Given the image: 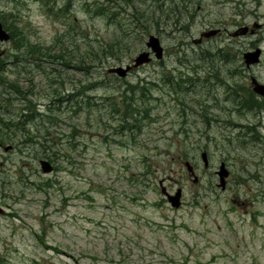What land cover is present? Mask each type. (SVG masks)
Here are the masks:
<instances>
[{
	"label": "rangeland",
	"instance_id": "374dc122",
	"mask_svg": "<svg viewBox=\"0 0 264 264\" xmlns=\"http://www.w3.org/2000/svg\"><path fill=\"white\" fill-rule=\"evenodd\" d=\"M92 1L0 0V22L18 26L53 57L12 65L13 42L0 44L7 63L0 123L19 122L28 100L39 114L1 130L0 264H264V110L238 112L220 81L232 65L213 62L217 80L200 60L231 43L242 52L240 81L264 84V0H129L131 7L119 0V18L135 32L129 37L88 14ZM245 26L254 33L232 37ZM71 28L86 35L71 38ZM151 35L164 58L113 79L108 70L133 65ZM112 43L118 56L100 62ZM258 48L261 62L248 69L244 55ZM167 78L196 83L175 92ZM126 82L153 96L151 120L135 137L118 131ZM42 160L52 173L42 171ZM178 190L173 207L169 196Z\"/></svg>",
	"mask_w": 264,
	"mask_h": 264
},
{
	"label": "trees",
	"instance_id": "16d2710c",
	"mask_svg": "<svg viewBox=\"0 0 264 264\" xmlns=\"http://www.w3.org/2000/svg\"><path fill=\"white\" fill-rule=\"evenodd\" d=\"M119 0H93L92 3H88V14L99 16V17H105L107 21L115 25L116 28L120 29L122 32L123 37L130 36L131 33H135L133 29H127L124 28V23L122 22L121 18H119L120 13L118 12V9L120 7L121 2H118ZM125 3H123L126 6L131 7V4L129 0H124ZM117 7V8H116ZM163 5L159 4L157 10L155 12H158L160 14V11L163 13L162 9ZM52 13H54L53 10ZM60 13H54L55 16H62L63 11H65V8L60 10ZM172 13H175L172 11ZM170 13L167 12V15H165L167 18L170 17ZM136 14H133V18H137L135 16ZM13 16V15H12ZM144 17V14L141 15ZM192 16V15H191ZM15 17V16H14ZM1 19V18H0ZM148 21V18H147ZM1 22L4 25V28L10 33L11 41L13 42L15 46L16 54H13L12 56V65H19L24 62L31 63V61H36V64L39 65L38 62L46 61L47 59H52L53 57L49 56L47 51L49 48L40 46V45H33L26 40V34L16 25H7L5 21L1 20ZM72 27V26H71ZM187 29V27L185 28ZM74 33V36L83 37L86 34L81 32L80 30H76L75 28L70 29V35L71 38H74L72 36ZM76 34V35H75ZM233 37V36H232ZM75 39V38H74ZM224 47H218L216 50L212 52V50H207L205 52H202L200 54V60H204L206 63L209 64V67H211V71L208 74H211L215 79L220 80V70L215 69L213 62L220 63L222 67H226L227 64H231L232 67L228 68L224 74L225 79L223 78L220 81H223V85L227 86L228 88V99L234 103V105L237 107V111L240 112L241 110L246 111L248 113L251 112H262L264 110V99L259 97L255 94V92L252 89L251 84L245 85L240 81L239 78H241L243 71V68L241 69L238 67H235V62H239L241 60L242 52L238 51L237 54L233 52L231 43H224ZM117 43L109 44L102 49V54L104 58L99 59L100 62L106 61L107 59H113L118 56L119 50L117 48ZM252 45H255L252 43ZM92 52V51H91ZM88 56L91 55V53H87ZM86 55V56H87ZM92 55H94V58L97 57L96 54L92 52ZM25 56V57H22ZM7 65V63L1 58L0 60V73L6 71V68H4ZM113 79L119 81V79L116 75L110 74ZM123 81V80H121ZM200 81V80H199ZM183 83L190 85H193L196 83L192 78H188L186 81H182V79L176 80L174 78H167L165 81V84H168L172 87L175 92L184 91L185 88H183ZM127 86L125 90L122 92V105L121 104L117 110V113L119 115V127L118 131L119 133L125 132L126 134H131L135 137L137 133H141L143 129V124L147 120H151V112H152V103L150 100L153 98L150 89H148L145 86H140L139 84L132 85L129 82H126ZM12 88H15L17 90V85L12 83ZM188 89V88H186ZM19 92V89L17 90ZM20 93V92H19ZM82 93H84V89H82L79 92H76L75 94H71L68 96V101L72 100L74 97H79ZM21 94V93H20ZM23 95V94H21ZM24 96V95H23ZM39 115L37 113V110L35 108V105L31 100H28V103L25 108L22 109V113L20 114V117L18 119L19 122L15 123H8L3 120H1L0 123V142L3 141L4 134L1 132L3 129H7L9 131H13V129H20L21 125L25 123L27 119L34 120L35 115ZM23 119H26L22 122ZM14 127V128H12ZM23 128V127H22ZM248 130L253 132L254 135L257 134L255 126H246Z\"/></svg>",
	"mask_w": 264,
	"mask_h": 264
},
{
	"label": "water",
	"instance_id": "95a60500",
	"mask_svg": "<svg viewBox=\"0 0 264 264\" xmlns=\"http://www.w3.org/2000/svg\"><path fill=\"white\" fill-rule=\"evenodd\" d=\"M260 25H256V28H260ZM219 30H214L210 31L208 33H205L203 36L204 37H211L212 35H216ZM254 33V30H249L248 26L240 28L238 31H236L233 36H245L247 34ZM10 33L4 28L2 22H0V42L1 43H6L10 41ZM146 48L148 50L143 51L140 53L134 60H133V65L129 66L128 68H112L109 70V73H115L117 74L120 78H125L128 73L133 69H137L141 66L147 65L153 61V58L157 60H162L164 58L165 50L162 46L161 40L159 37L155 35H151L148 38V41L146 43ZM5 54V51H0V59L2 56ZM260 55H261V49H257L255 52H248L244 55L245 57V65L247 68H251L253 65H257L260 63ZM251 85L253 88V91L260 97L264 98V84L258 82L255 78L252 79ZM12 149L11 146H8L5 148L6 151ZM202 159L204 161V164L206 167L209 165V160H208V154L207 152L202 153ZM42 171L44 173H52L54 170L53 165L46 160H42L40 162ZM186 166L188 168V171L192 174H194V169L193 166L187 162ZM229 172L226 168L225 163H222L220 166V170L218 171V176L220 179V186L222 189L226 188V178L228 177ZM197 178L195 177V182H197ZM180 198H181V190H178L176 195L174 196H169V200L172 203L173 207H179L180 206ZM4 214L3 208L0 206V215Z\"/></svg>",
	"mask_w": 264,
	"mask_h": 264
},
{
	"label": "bare ground",
	"instance_id": "6f19581e",
	"mask_svg": "<svg viewBox=\"0 0 264 264\" xmlns=\"http://www.w3.org/2000/svg\"><path fill=\"white\" fill-rule=\"evenodd\" d=\"M197 42L199 43V42H201V40H198ZM259 49H261V48H259ZM255 51H256V50H255ZM255 51H252V52H255ZM262 54H263V51H262V49H261L260 61H261V58H262ZM244 61H245V57H244ZM245 64H246V63H245ZM128 67H129V66H127L126 68H128ZM122 68H124V67H122ZM248 69H250V68H248ZM130 72H131V71H130ZM127 76H128V75H127ZM127 76H126V77H127ZM253 78H254V77H253ZM255 79H256V78H255ZM256 80H257V79H256ZM257 81H258V80H257ZM258 82H259V81H258Z\"/></svg>",
	"mask_w": 264,
	"mask_h": 264
},
{
	"label": "flooded vegetation",
	"instance_id": "af4514ba",
	"mask_svg": "<svg viewBox=\"0 0 264 264\" xmlns=\"http://www.w3.org/2000/svg\"><path fill=\"white\" fill-rule=\"evenodd\" d=\"M1 44V43H0ZM143 67V66H142ZM140 68V67H139ZM139 68H137V69H139Z\"/></svg>",
	"mask_w": 264,
	"mask_h": 264
}]
</instances>
